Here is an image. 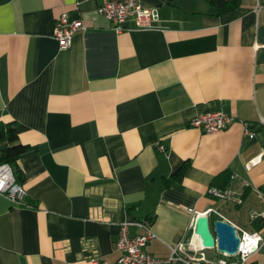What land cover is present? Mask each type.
Here are the masks:
<instances>
[{"label": "crops", "instance_id": "0c3cea01", "mask_svg": "<svg viewBox=\"0 0 264 264\" xmlns=\"http://www.w3.org/2000/svg\"><path fill=\"white\" fill-rule=\"evenodd\" d=\"M102 2L0 0V122L30 148L17 162L24 205L0 194V264H114L120 225L145 219L146 252L166 259L199 245L193 213L264 236V0L222 13L144 0L157 22L129 18L119 33ZM62 13L83 26L66 51L52 37ZM215 111L234 122L190 127ZM222 176L241 203L207 194ZM248 264H264V242Z\"/></svg>", "mask_w": 264, "mask_h": 264}, {"label": "built area", "instance_id": "2783aa9c", "mask_svg": "<svg viewBox=\"0 0 264 264\" xmlns=\"http://www.w3.org/2000/svg\"><path fill=\"white\" fill-rule=\"evenodd\" d=\"M98 12L114 24V30L117 33L123 30V23L129 18H133L136 26L141 29L152 28V24L158 20L157 12L147 8L144 0H103L102 5L98 7ZM82 28V23L79 20H73L68 13H62L56 19L52 32V37L59 44V50L70 49L73 35ZM233 122L234 118L230 115L222 111H215L196 116L191 121L190 127L206 134H213L227 129ZM245 134L251 138L254 136V133L246 126ZM251 166L252 163L247 164L248 168ZM0 194L5 195L18 205H24L25 190L16 183L13 169L8 164L0 165ZM207 194L216 199H234L237 203H241V199L236 197L229 188L210 187ZM188 211L192 213L191 210ZM193 215L191 226L193 236L198 240L194 230L199 215L194 213ZM259 216L264 217V213ZM130 225L140 228L143 232L139 235L130 236ZM236 230L240 239L238 251L234 256L222 254L225 257L236 258L235 262H228L224 258L209 260L204 252L209 248L195 245L193 240L176 245L171 249L170 257L162 259L145 250L148 242L155 237L150 219L132 224L123 223L120 225L119 234L115 241V249L119 252V257L114 264H172L174 260H181L186 264H248L251 256L258 251L261 243L264 242V236L260 232L251 233L240 228H236ZM94 263L98 264L97 261Z\"/></svg>", "mask_w": 264, "mask_h": 264}, {"label": "trees", "instance_id": "16d2710c", "mask_svg": "<svg viewBox=\"0 0 264 264\" xmlns=\"http://www.w3.org/2000/svg\"><path fill=\"white\" fill-rule=\"evenodd\" d=\"M210 4L215 6L219 13L226 12L238 5V0H208ZM30 148L18 143V134L14 130V126L10 123L0 122V165L8 164L15 173V181L20 182L18 174V160L29 152ZM184 167L180 172L184 171ZM17 173V174H16ZM229 177L222 176L220 181L215 183L219 189H225L228 186ZM264 191V188L262 189ZM216 219V218H213Z\"/></svg>", "mask_w": 264, "mask_h": 264}, {"label": "water", "instance_id": "95a60500", "mask_svg": "<svg viewBox=\"0 0 264 264\" xmlns=\"http://www.w3.org/2000/svg\"><path fill=\"white\" fill-rule=\"evenodd\" d=\"M194 233L202 248H213L216 245L219 253L228 256H234L238 251L240 239L237 230L223 219L211 222L208 214L199 215Z\"/></svg>", "mask_w": 264, "mask_h": 264}, {"label": "rangeland", "instance_id": "374dc122", "mask_svg": "<svg viewBox=\"0 0 264 264\" xmlns=\"http://www.w3.org/2000/svg\"><path fill=\"white\" fill-rule=\"evenodd\" d=\"M246 219H247V217H246Z\"/></svg>", "mask_w": 264, "mask_h": 264}]
</instances>
